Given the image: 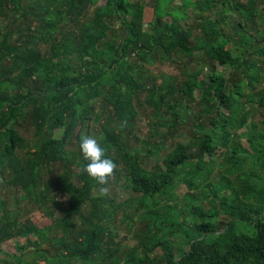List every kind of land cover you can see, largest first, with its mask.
I'll return each instance as SVG.
<instances>
[{
	"label": "trees",
	"instance_id": "obj_1",
	"mask_svg": "<svg viewBox=\"0 0 264 264\" xmlns=\"http://www.w3.org/2000/svg\"><path fill=\"white\" fill-rule=\"evenodd\" d=\"M174 1L0 0V182L13 189L16 201L44 202L53 185L68 196L67 212L45 210L53 221L39 226L22 222L18 210L2 213L6 200L0 195V243L16 238L23 252L37 243L30 235L47 240L46 233L60 227L57 253L47 255L46 264L105 261L121 249L116 215L148 199L149 206L160 204L178 195L180 185L195 193L187 211L193 222L143 213L138 243L124 254L130 264H264V215L257 216L264 213V89L259 95L251 90L264 85V0ZM189 7L195 8L192 20L182 27ZM145 62L181 68V74L161 73L164 86L153 85L145 96L153 134L160 120L163 127L175 126L173 133L184 127L177 107L185 101L202 106L188 143L167 146L168 134H162L156 149L138 148L140 105L133 101L145 86L134 72ZM216 63L231 71L225 74ZM96 102L102 115L119 122L98 139L115 164L105 185L84 172L79 150L78 131L88 128ZM27 124L30 138L22 132ZM219 149L227 174L215 178L206 155ZM250 165L251 175H243ZM52 173H58L55 182ZM117 187L129 190V198H110ZM85 203L87 214L81 211ZM238 221L251 222L254 231L239 232ZM176 234L185 237L186 249L174 248L169 237ZM158 247L163 255L153 256Z\"/></svg>",
	"mask_w": 264,
	"mask_h": 264
},
{
	"label": "rangeland",
	"instance_id": "obj_2",
	"mask_svg": "<svg viewBox=\"0 0 264 264\" xmlns=\"http://www.w3.org/2000/svg\"><path fill=\"white\" fill-rule=\"evenodd\" d=\"M180 0H175L173 2L174 4H178ZM264 5V1H263ZM220 6L216 8L215 11L219 10ZM195 11L194 7H189L187 9V17L183 20H181L180 24L182 27H186L187 24L191 22L190 15H193ZM147 15L149 17L151 16V13L147 10ZM215 18V16L213 17ZM165 20H171V17L166 15ZM38 24V23H33ZM232 28V27H230ZM13 34V33H12ZM234 35V34H233ZM15 34H13L14 38ZM238 36V35H237ZM234 35L235 39L240 38ZM14 41V40H12ZM133 62H135V58L132 59ZM176 64L183 63L182 59L177 58ZM216 66L218 70L224 72L227 74L231 71L230 68L227 66H221L216 63ZM156 67H159L156 68ZM211 70V67L208 65L207 69L205 70L206 73ZM174 73V74H181V68H178L175 65H168L167 63H163L160 65H157L156 62H145L142 65L141 72H134V75L141 79L142 84H144L145 89H138L137 97L133 101L136 105H140V107H137L138 115L135 117V128L139 134V137L142 139V141L139 143L138 148L141 151L156 149L153 145L155 143H159L163 139L162 134H168L166 137V144L167 146L173 144L175 141H180L183 143H188L190 141V135L189 130L196 127V123L194 124V119L199 115L202 106L196 102V101H185L181 107H177V111L179 110L182 117L185 118L186 123L184 124V127L182 129H179L177 132L173 133L170 132L171 130H174L173 127L165 126L163 127L162 123L163 121H159L158 130L159 133L157 135L153 134L151 132V113L152 108L148 109V105L145 103V96L148 95L150 90L153 88V85L157 86H164L163 80L160 77L161 73ZM186 78V76L182 75L181 79L183 80ZM264 89V85L262 84V81L256 83L254 85L255 94L259 95ZM254 92L251 93L253 96ZM178 95H176L177 97ZM99 102V101H98ZM98 102H96V108L95 113L93 114L91 120H89V126L86 129L85 127L81 128L78 132L79 135L82 136L84 134H90L97 139H102L104 137V133L111 132L118 126V121L114 118H109L106 115H102L99 111ZM157 122V121H155ZM86 125V123H85ZM27 129L22 128V132L25 134V136L32 137L33 136V127H30V124H27ZM86 129V132L85 130ZM190 130V131H191ZM246 128H243L240 130L242 133H247ZM99 133V137L96 135H93L91 133L96 132ZM85 132V133H84ZM103 133L101 136L100 133ZM239 132V131H238ZM62 131L57 130L55 133L56 137L61 136ZM247 135L244 134V137ZM143 141H148L149 144H145ZM77 145V137L72 140V143L69 145L70 149L75 148ZM160 146V145H159ZM162 146V145H161ZM160 146V147H161ZM222 149H219L217 153L214 156L206 155V161L209 162L208 167L212 168L211 176L212 177H220L221 174H227L225 170L222 169V162L221 159V153ZM162 153V152H161ZM254 169H258V165L254 167ZM253 171V165H250L248 168H245V170L242 171V174L247 176L251 175ZM61 172V171H59ZM256 172H259V169L256 170ZM58 173H52L51 179L53 182L56 181ZM217 178V180H218ZM221 179V178H220ZM210 180H213L212 178ZM222 180V179H221ZM223 181V180H222ZM123 182V179L121 180V183ZM118 188V194L114 196V190H110L108 192L109 197L113 198L117 201H125L130 196V191L125 190L122 187ZM178 195H172L171 198L165 199L166 201L161 202L160 204H157L155 206H149L148 204L151 203V199H148L146 201V205L140 206L139 202L136 203V205H132V207H126L125 206V212H119L116 215L115 218V225L114 228L116 235V240L121 244V249L114 254L110 259H107L105 261L101 259H96L95 261H88L87 264H130L126 256L124 255L131 246H135L138 243V238L135 236V233L139 231L140 227L138 226L141 223L140 216L143 213H148L149 211H153L156 214H160L163 219L165 220H171L172 218L175 220L177 216L186 217L189 221L188 223L191 224L192 218L188 214V210L190 209V204L192 205L193 202L196 200L195 193L193 191H188V189L185 188V186H178ZM203 190V186L201 187V191ZM96 193V192H94ZM47 194H50L44 202H41L39 199L36 203L30 202L29 200L19 199L18 201L14 198L13 189L10 187H7L4 182H0V195L2 198L6 200L5 204L3 205L2 213L5 211H9L10 213L14 210H18V218L22 220V222H27L29 219L32 223H35L39 226H46L52 223V219L45 216V210H51L54 211L56 214L61 215L68 210V196L65 192H63L59 188H54L53 186H49ZM222 194V193H221ZM138 204V205H137ZM135 206H138L139 209H136ZM149 208H148V207ZM39 207H42L41 210H39ZM38 209L40 212H37ZM90 210V203H85L81 207V211L83 214H87ZM35 211V213H32ZM32 213V214H30ZM81 215V214H80ZM80 215L76 216V220L80 221ZM264 213L258 214L257 216L261 217ZM1 216V215H0ZM127 216V217H125ZM4 219L1 216L0 222H2ZM154 230L157 232V227H154ZM237 230L242 233H252L254 231V226L251 222L247 221H238L237 222ZM61 234V228L57 227L54 230H50L46 233V235L49 237L47 240L37 239L36 237H33V235H30L33 240H35L36 244H29L28 248L25 249L23 252H21L16 245V238H12L6 241H3L0 243V259L1 262H10V264L19 262L20 264H46L47 262V255H53L57 253L54 248V241L57 236ZM139 234V233H138ZM160 236H166L167 233L162 230L159 233ZM170 242L174 246L176 250H180L181 248L186 249L188 246L185 244V237L181 234H176L171 237H169ZM154 255L162 254L163 250L161 247H158L153 253ZM74 264H83L81 261H77Z\"/></svg>",
	"mask_w": 264,
	"mask_h": 264
},
{
	"label": "clouds",
	"instance_id": "obj_3",
	"mask_svg": "<svg viewBox=\"0 0 264 264\" xmlns=\"http://www.w3.org/2000/svg\"><path fill=\"white\" fill-rule=\"evenodd\" d=\"M79 150L86 162L84 172L100 185H105L115 168L114 162L106 157L105 151L98 139L90 134L80 137ZM106 191V188H101Z\"/></svg>",
	"mask_w": 264,
	"mask_h": 264
}]
</instances>
